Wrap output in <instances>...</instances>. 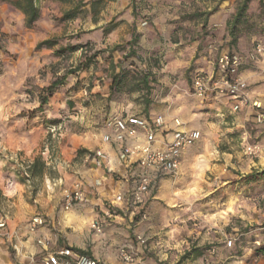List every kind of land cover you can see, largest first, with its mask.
<instances>
[{
    "label": "rangeland",
    "instance_id": "obj_1",
    "mask_svg": "<svg viewBox=\"0 0 264 264\" xmlns=\"http://www.w3.org/2000/svg\"><path fill=\"white\" fill-rule=\"evenodd\" d=\"M83 1L72 18L64 15L73 5L41 1L38 22L27 28L24 15L0 0V222H6L0 248L18 264L3 233L25 245L32 219L42 216L59 245L73 233L82 242L77 249L98 264H125L119 257L124 245L133 248L136 264H264V185L247 177L264 169L261 0L249 1L234 36L243 0ZM46 39L57 44L38 49ZM225 51L242 56L240 74L261 109L248 103L233 112L228 98L194 95V76L212 73ZM62 77L64 84L40 109L42 90ZM130 113L179 118L202 138L141 210L104 216L95 206L105 217L97 233L92 201L107 204L114 193L102 186L109 179L91 155L106 121ZM253 145L260 149L256 155L249 153ZM76 179L89 188L88 201L65 210L64 190Z\"/></svg>",
    "mask_w": 264,
    "mask_h": 264
},
{
    "label": "built area",
    "instance_id": "obj_2",
    "mask_svg": "<svg viewBox=\"0 0 264 264\" xmlns=\"http://www.w3.org/2000/svg\"><path fill=\"white\" fill-rule=\"evenodd\" d=\"M257 52H262L258 45ZM243 58L239 54L222 52L216 60V67L212 73H198L193 78V93L204 99L209 93L231 100L232 111L236 112L243 105L251 103L252 107L261 109L259 100H252L248 94V84L240 75ZM260 117L264 114H259ZM202 138L201 131L196 128H186L179 118L170 122L163 114L147 116L145 114L130 113L109 118L101 135V145L91 155L96 168L106 167L108 171L119 174L121 184L113 198L104 207V216H111L113 211L123 213L141 210L147 201L154 196L161 183L176 175L182 167L186 151ZM110 146L116 154L117 164L112 165L110 152L105 148ZM259 146L249 148L250 154H258ZM65 210H71L78 203L88 200L84 182L76 179L70 188L64 190ZM103 216V218H105ZM97 217L91 227L97 232L103 231L104 219ZM46 220L42 216H35L30 224V233L34 234L46 227ZM6 222H0L4 228ZM7 236L16 257L25 253L22 239L11 233ZM35 243L48 250L51 239L45 234H38ZM141 244L146 239L141 238ZM228 245H232L229 240ZM39 260L36 254H30L25 264H98V260L87 254L75 250L72 246H65L55 252H44ZM119 257L125 264H136L138 258L133 248L124 245L119 250ZM0 264H3L0 259ZM23 264V263H18Z\"/></svg>",
    "mask_w": 264,
    "mask_h": 264
},
{
    "label": "trees",
    "instance_id": "obj_3",
    "mask_svg": "<svg viewBox=\"0 0 264 264\" xmlns=\"http://www.w3.org/2000/svg\"><path fill=\"white\" fill-rule=\"evenodd\" d=\"M3 1L10 3L15 9L20 11L24 15V21H25L26 27L32 28L38 22V20L40 18V14H41L40 2L44 1V0H3ZM58 1H60L62 3L73 5L72 6L73 8L66 11L64 18L75 17L77 11L85 5L83 0H58ZM249 1L250 0H243L237 9V12H236V14L234 16V20H233V25L231 28V34L233 36L235 35L237 24H239L246 16ZM260 2H261L262 7L264 9V1L261 0ZM56 44L57 43L55 42V40L46 39V40H43L42 42H40L37 45V48L38 49H40L42 47L52 48ZM0 49H1V47H0ZM88 67H90L89 62L87 64H82V66L81 67L79 66L78 68H76V70L77 69H79V70L86 69ZM76 70H74L73 72H75ZM146 79H148V77ZM146 82L148 83V80H146ZM117 83L120 84V81H117ZM63 84H64V77L58 78L57 80H55L53 83H51L49 86H47L46 88H44L42 90V92L40 93V109L44 108V106H46L48 104L50 98L55 94L57 88ZM39 162H40V159H38V158L35 159V161L30 165V169L33 171L34 170L38 171L37 166H38ZM41 165H42L41 167H44L45 163L41 162ZM41 170L42 169L39 168V171H41ZM247 177L249 179L262 180L263 185H264V169H262L261 171H256L253 174L248 175ZM0 195H2L1 190H0ZM74 249L77 251H81L77 248H74Z\"/></svg>",
    "mask_w": 264,
    "mask_h": 264
},
{
    "label": "crops",
    "instance_id": "obj_4",
    "mask_svg": "<svg viewBox=\"0 0 264 264\" xmlns=\"http://www.w3.org/2000/svg\"><path fill=\"white\" fill-rule=\"evenodd\" d=\"M105 148L110 152V156H111V159H112L111 164L112 165L113 164L116 165L117 164V160H116V154H115L114 150L111 149L110 146H105ZM96 170H97V172H100V173L104 174V176H103L104 179H109L108 181L110 183H108V185L106 184V185H102V186H104L105 188H108V189L112 188L111 190H113V193L115 194L117 189H118V187L121 184V181L118 180V181L114 182L113 179L111 181L110 180L111 179L110 175L107 174L108 169L106 167L99 168V169L97 168ZM102 182L103 181L101 179L96 180V183L103 184ZM100 187L101 186H96V189H99ZM85 189H86V192H87V194L89 196V188L87 186H85ZM109 200L110 199H107V200L105 199V201H107V204H108ZM79 204H82V203H78L75 206H77ZM107 204H105L103 201L101 202V198H99L97 201H92V206L90 208V211H91L90 213H92L93 216L95 217V218L93 217V220H95L97 217L100 216V213L95 211V206L98 205L100 207L101 211L103 212L104 207ZM66 215L68 216V213H66ZM87 218H90V217H87ZM83 223H86V220ZM83 225H85V224H83ZM45 229L46 228L40 229L41 231L39 232V234H41V232L43 231L44 234H46L48 237H50L51 243H50V246L48 247V250H44L42 247L38 246L35 243L34 238L38 235L37 233L35 234L34 237H33V235L31 233H29L30 234V238L27 240L25 245L23 243L25 253L22 254L20 257H16V259L19 261V263H22V262H25V261L27 262L29 260L30 254H36L37 255V259L40 260L42 258V256L45 254L44 252H46V251L47 252H55L57 250L62 249L65 246H72V247H76V248H81L82 247V242L73 233H71V234L67 233V235L64 234L63 239L61 240V243H63V246H61V245H59L60 243L58 244V242H59V239L57 237L58 234H53L50 231H48V229H46V230ZM64 231L66 233V230H64ZM31 241H33V242H31ZM95 258H96V256H95ZM0 259H1L3 264H15L11 260H9V252L5 248L4 249L0 248Z\"/></svg>",
    "mask_w": 264,
    "mask_h": 264
}]
</instances>
